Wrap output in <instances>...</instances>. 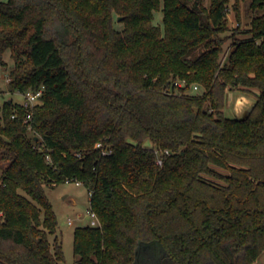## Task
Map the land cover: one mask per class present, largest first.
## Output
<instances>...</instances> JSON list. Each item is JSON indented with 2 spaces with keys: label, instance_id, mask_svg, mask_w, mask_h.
I'll list each match as a JSON object with an SVG mask.
<instances>
[{
  "label": "trees",
  "instance_id": "16d2710c",
  "mask_svg": "<svg viewBox=\"0 0 264 264\" xmlns=\"http://www.w3.org/2000/svg\"><path fill=\"white\" fill-rule=\"evenodd\" d=\"M231 3L0 0L9 92L43 88L33 108L0 111V264L65 261L47 190L66 182L100 221L75 229L76 264L258 263L264 0H235L227 35ZM232 92L255 97L244 118L226 115Z\"/></svg>",
  "mask_w": 264,
  "mask_h": 264
},
{
  "label": "rangeland",
  "instance_id": "374dc122",
  "mask_svg": "<svg viewBox=\"0 0 264 264\" xmlns=\"http://www.w3.org/2000/svg\"><path fill=\"white\" fill-rule=\"evenodd\" d=\"M235 0H232L230 9L228 11V18L230 22L231 31L227 35L236 32L239 22L237 21V11L233 5ZM240 13L242 16L241 31L237 33L236 38L248 37L245 32L250 28L252 14L249 9V2L241 1ZM162 13L156 15V21L159 22ZM230 39L225 45V53L228 55L232 48ZM225 54V56H226ZM14 67V61L11 58L10 51L0 56V111L7 100H13L17 103H23L24 97L19 92H9V71ZM197 91V90H194ZM255 102V97L246 93H229L226 102V115L231 118H244ZM0 156V178L2 176L3 167ZM49 199L53 204V208L58 217L59 230L58 237L63 243V250L65 254V261L60 264H76L77 257L74 252V232L75 229L81 226L88 225L90 218L88 217V210L90 209V193L86 186L76 182H66L47 190ZM71 219L74 225H69L68 221ZM55 236H51L50 240L54 241ZM261 262H264V258ZM259 263V262H258Z\"/></svg>",
  "mask_w": 264,
  "mask_h": 264
},
{
  "label": "built area",
  "instance_id": "2783aa9c",
  "mask_svg": "<svg viewBox=\"0 0 264 264\" xmlns=\"http://www.w3.org/2000/svg\"><path fill=\"white\" fill-rule=\"evenodd\" d=\"M176 84L179 87H184L185 86V84L183 82H177ZM194 90H198V86H195ZM21 95L24 97L23 105L26 108L31 109V108H33L34 106H36L40 102V99H41V97L43 95V88L38 90V91L28 90V91H26L24 93H21ZM30 118H31V115L28 116V119H30ZM97 146L100 147L101 144H97ZM157 163L162 166L163 161H162V159L160 157H159ZM88 217L90 218V221H89L88 225H91V226H94V227L100 225V221H99L96 213L94 211H92L91 209L88 210ZM68 224L72 226V225H74V222L71 219H69Z\"/></svg>",
  "mask_w": 264,
  "mask_h": 264
},
{
  "label": "crops",
  "instance_id": "0c3cea01",
  "mask_svg": "<svg viewBox=\"0 0 264 264\" xmlns=\"http://www.w3.org/2000/svg\"><path fill=\"white\" fill-rule=\"evenodd\" d=\"M254 103H255V102H254ZM6 163H7V162L2 163V167H3V168H4V165H6ZM263 258H264V255L261 257V259L258 261L259 263H257V264H264V262H261Z\"/></svg>",
  "mask_w": 264,
  "mask_h": 264
},
{
  "label": "water",
  "instance_id": "95a60500",
  "mask_svg": "<svg viewBox=\"0 0 264 264\" xmlns=\"http://www.w3.org/2000/svg\"><path fill=\"white\" fill-rule=\"evenodd\" d=\"M123 19V17H119L118 20L121 21ZM11 102V101H10Z\"/></svg>",
  "mask_w": 264,
  "mask_h": 264
}]
</instances>
